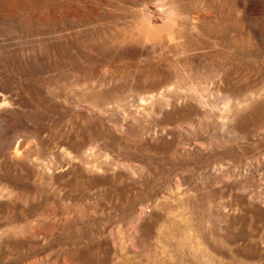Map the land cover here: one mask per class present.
Listing matches in <instances>:
<instances>
[{
  "label": "rangeland",
  "instance_id": "rangeland-1",
  "mask_svg": "<svg viewBox=\"0 0 264 264\" xmlns=\"http://www.w3.org/2000/svg\"><path fill=\"white\" fill-rule=\"evenodd\" d=\"M0 264H264V0H0Z\"/></svg>",
  "mask_w": 264,
  "mask_h": 264
}]
</instances>
